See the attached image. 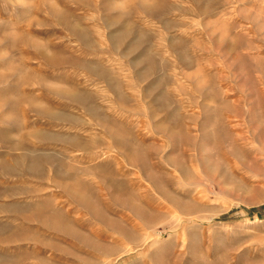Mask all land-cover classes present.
<instances>
[{
  "label": "rangeland",
  "instance_id": "374dc122",
  "mask_svg": "<svg viewBox=\"0 0 264 264\" xmlns=\"http://www.w3.org/2000/svg\"><path fill=\"white\" fill-rule=\"evenodd\" d=\"M0 264H264V0H0Z\"/></svg>",
  "mask_w": 264,
  "mask_h": 264
}]
</instances>
